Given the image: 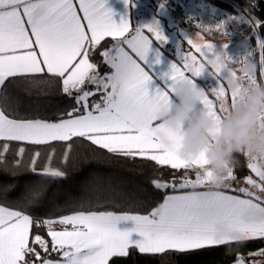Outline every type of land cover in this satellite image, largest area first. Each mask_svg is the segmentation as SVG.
<instances>
[{
    "label": "snow or ice",
    "instance_id": "snow-or-ice-1",
    "mask_svg": "<svg viewBox=\"0 0 264 264\" xmlns=\"http://www.w3.org/2000/svg\"><path fill=\"white\" fill-rule=\"evenodd\" d=\"M166 2L161 0L160 7ZM106 3L0 0V176L15 177L26 170L66 178L64 168L80 141L183 174L179 180L174 174L170 180L153 178V188L165 195L144 213L98 211L99 201L81 198L67 214L49 209L36 215L31 209L45 196L42 188L21 193L11 179L0 181V264H117L132 251L168 264L173 255L220 247L232 254V264H264V248L242 253L235 247L264 240V154L242 151L249 174L238 178L236 157L226 166L222 185L213 187V172L203 153L194 159L179 155L184 125L171 130L160 118L176 103L177 84L187 83L199 92L197 111L214 122V132L235 109L242 91L264 86V20L256 15L260 0H245L238 15L212 22L196 12L187 18L202 31L215 30L229 38L234 35L230 24L251 29L260 50L262 80L255 71L242 82L238 71L225 70L220 61L231 57L236 64L251 62L257 68L254 48L247 47L241 59L228 51L231 42L199 44L181 30L173 45L179 61H174L165 51L170 40L156 17L133 28L126 14L117 23ZM123 3L125 9L136 6L134 0ZM194 8L203 11L199 4ZM107 38L110 47H105ZM185 41L199 58L191 50L182 51ZM101 65L110 71L102 73ZM204 74L214 77V98L196 83ZM225 80L238 81L237 88L229 93ZM42 85H58L59 94L72 103L51 116L42 114L33 106L32 92ZM257 125L264 128V115ZM82 162L87 163V157ZM189 170H194V179ZM94 179L92 190L101 191L102 178ZM10 195L17 196L21 206L7 203Z\"/></svg>",
    "mask_w": 264,
    "mask_h": 264
},
{
    "label": "trees",
    "instance_id": "trees-1",
    "mask_svg": "<svg viewBox=\"0 0 264 264\" xmlns=\"http://www.w3.org/2000/svg\"><path fill=\"white\" fill-rule=\"evenodd\" d=\"M208 2L228 11H235V4L241 8L245 4V0H208ZM260 5L256 15L264 20V0H260ZM261 35L264 36V32H261ZM107 39V44L112 42L110 38ZM249 40L252 48L255 49L253 59L257 64L256 75L258 80H262L258 67L260 50L252 35ZM95 60L100 62V57L97 55ZM108 70L107 66L101 65L100 71L102 73ZM202 84L211 98H214L209 85L203 82ZM32 92L35 101L33 106L38 107V110L44 115L51 116L57 110L72 103L59 94L58 85L52 88L42 85L40 88L33 89ZM57 151L60 152L62 149L58 147ZM85 157L88 159L87 163L82 162ZM59 162V157H57L56 163L59 164ZM64 170L67 176L63 179H51L21 170L15 177L0 176V181L11 179L17 184L21 193L32 187L42 188L45 191V196L38 207L33 206L31 209L36 215H43L49 209L55 210L56 214H67L71 208L75 207V202L81 198L91 199L93 202L99 201L100 206L94 209L98 211L144 213L145 210H150L151 207L155 206L157 202H162L165 195V192L153 188L151 180L153 178L170 180L173 174L179 180L183 174L182 171L173 173L169 167H160L149 160L124 158L109 154L87 141H80L74 146L72 159ZM235 171L238 178H243L249 174L246 158L241 154L237 155ZM97 175L102 178L103 189L101 191L92 190L96 183L94 178ZM17 199V196L10 195L6 202L19 207L21 205L16 204ZM235 247L242 253L256 251L264 248V240H256ZM226 252V248L220 247L197 254L173 255L168 264H227L232 261L233 256L226 254ZM117 264H161V258L132 251L130 256L120 258Z\"/></svg>",
    "mask_w": 264,
    "mask_h": 264
},
{
    "label": "clouds",
    "instance_id": "clouds-1",
    "mask_svg": "<svg viewBox=\"0 0 264 264\" xmlns=\"http://www.w3.org/2000/svg\"><path fill=\"white\" fill-rule=\"evenodd\" d=\"M199 35V34H197ZM222 67L231 72L238 71L239 82L243 77L249 76L256 71L251 62H241L234 69L231 57L220 61ZM238 81L228 83L230 89L237 88ZM176 99L178 105L171 112L161 114L164 125L176 130L191 114L196 111L200 94L187 83H178ZM247 92L246 104L243 109L231 110L228 117L222 123V129L218 135H214V122L207 115L201 114V118L191 124L190 130L185 134L179 155L185 159H194L203 151L209 143L213 147L208 152L210 170L213 172V187H220L224 180L226 166L234 164L236 157L242 151L248 153L264 154V128L257 125V120L264 115V86L245 90ZM223 231V229H220Z\"/></svg>",
    "mask_w": 264,
    "mask_h": 264
},
{
    "label": "crops",
    "instance_id": "crops-1",
    "mask_svg": "<svg viewBox=\"0 0 264 264\" xmlns=\"http://www.w3.org/2000/svg\"><path fill=\"white\" fill-rule=\"evenodd\" d=\"M134 3L136 5L135 7L129 6V9H125L123 0H107L106 7H111L113 9V11L116 13V15H114L113 19L117 23H119L121 17L126 14L128 16L129 21L131 22V25L133 28H135V26L137 24H140L143 22H149L153 19V17H156L159 20L162 28L164 27L163 30L165 31L166 35L169 37V40H170L169 45H167L165 48V51L168 54V57L174 61H179V56H177L175 54V51L173 48L175 41L180 37L181 30H184L181 28L182 25H181V20L179 18V15L176 14L175 12H172L166 6V4L163 8H161L160 7L161 0H134ZM204 9H206V7L203 4V10ZM197 14H198L199 18H202L203 20H205L204 17H202V12H200V13L198 12ZM212 21L213 20L210 21V19L208 21L205 20V22H212ZM193 28H192V31H189V32H190L192 39L195 43H199V44L206 43V42H204L205 40H210L208 42L214 43L216 41L213 39L219 38L217 35L215 36V34L217 33L215 30L202 31L201 28H198L196 26ZM197 33H199V36L196 35ZM111 44H112V42L107 44L105 47H110ZM189 50H191L193 53H195L194 49H192L191 46L188 45L187 42L185 41L183 43L182 51L187 52ZM108 71H110V69ZM202 82H203V80L201 77L196 78L197 85L205 88V86L202 84ZM205 90H206V88H205ZM206 93L208 94L207 90H206ZM208 96H209V98H211V96L209 94H208ZM96 99H99V98L97 97ZM178 103H179V101L176 99V103L172 106L171 110L168 112H171L172 110H174V108L178 105ZM200 118H201V114L196 109V111L191 114L189 120L185 121L182 124V125H184L186 132L188 130H190L191 124L196 122ZM221 129H222V124L219 125V128L217 131L213 132L214 135H218L219 132L221 131ZM186 132H185V134H186ZM184 139H185V136H184ZM210 144H211V147H209ZM182 145H183V143H182ZM212 147H213V144L209 143L205 146L203 151H201L198 154V156H200L201 153L204 154V159H205L209 169H210V167H209L210 161L208 159L207 154ZM189 175H195L194 170H189ZM262 260H264V258Z\"/></svg>",
    "mask_w": 264,
    "mask_h": 264
},
{
    "label": "rangeland",
    "instance_id": "rangeland-1",
    "mask_svg": "<svg viewBox=\"0 0 264 264\" xmlns=\"http://www.w3.org/2000/svg\"><path fill=\"white\" fill-rule=\"evenodd\" d=\"M176 3L179 5V9H174L172 8L169 4V6L166 4V6L172 11L175 12L176 14L179 15V18L181 20V28L184 29L185 31H192V28L195 27L196 22L193 21L191 23L187 22V18L190 14H193L194 12L196 13H200L202 12V17H204V19L206 21H208L210 19L211 20H218L221 18H226L227 16H235L238 15L239 11L242 10L241 7L237 6L236 4L234 5L235 11H228V10H224L221 9L215 5H213L212 3L208 2V0H175ZM201 5V8L203 9V4L205 5L206 9H204L203 11H200L199 9L194 8V5ZM164 28V27H163ZM229 28L231 31H233L234 35L232 36V38L226 37V36H222L218 33L215 34V36L217 35L219 38L213 39L216 42H214L215 44H225V43H230L229 45V49L228 51L230 53L233 54H240V58L243 59L242 53L245 51V49L247 47H252V44L249 40V37L252 35L251 34V29L247 26V25H239L237 26L236 24H230ZM194 29V28H193ZM245 37H248L247 39H245ZM210 40H205L204 42H208ZM203 44V43H202ZM195 51V50H194ZM198 56L199 58V54L198 53H194ZM209 71H211V67L210 65L207 66ZM231 67H233L234 69L238 68V64L233 63L231 65ZM239 73V72H238ZM203 82L205 84L209 85V89L212 93V88L214 85V77L210 78L208 77L206 74L201 76ZM224 87L226 88V90L230 93V87L228 86L227 81H223ZM213 95V93H212ZM241 99L240 101L237 103L235 108H240L243 109L245 104H246V96H247V92L246 91H242L241 92ZM223 123V122H222ZM246 162L248 163L247 159ZM248 175V174H247ZM245 175V176H247ZM191 178H195V175H190ZM234 186H246V185H242V184H237ZM263 259V258H260Z\"/></svg>",
    "mask_w": 264,
    "mask_h": 264
},
{
    "label": "built area",
    "instance_id": "built-area-1",
    "mask_svg": "<svg viewBox=\"0 0 264 264\" xmlns=\"http://www.w3.org/2000/svg\"><path fill=\"white\" fill-rule=\"evenodd\" d=\"M166 4L167 5L169 4L174 9H179V5L176 3L175 0H167Z\"/></svg>",
    "mask_w": 264,
    "mask_h": 264
},
{
    "label": "water",
    "instance_id": "water-1",
    "mask_svg": "<svg viewBox=\"0 0 264 264\" xmlns=\"http://www.w3.org/2000/svg\"><path fill=\"white\" fill-rule=\"evenodd\" d=\"M227 264H232V261H231V262H229V263H227Z\"/></svg>",
    "mask_w": 264,
    "mask_h": 264
}]
</instances>
